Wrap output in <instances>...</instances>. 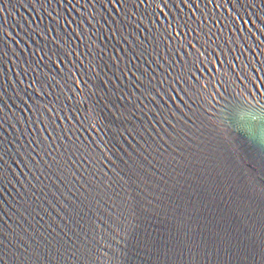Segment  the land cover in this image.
I'll return each instance as SVG.
<instances>
[{
  "label": "water",
  "instance_id": "95a60500",
  "mask_svg": "<svg viewBox=\"0 0 264 264\" xmlns=\"http://www.w3.org/2000/svg\"><path fill=\"white\" fill-rule=\"evenodd\" d=\"M0 264H264V0H0Z\"/></svg>",
  "mask_w": 264,
  "mask_h": 264
}]
</instances>
